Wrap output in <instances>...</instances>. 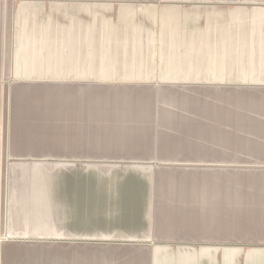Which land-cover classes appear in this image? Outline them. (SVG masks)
<instances>
[{
  "label": "crops",
  "instance_id": "crops-1",
  "mask_svg": "<svg viewBox=\"0 0 264 264\" xmlns=\"http://www.w3.org/2000/svg\"><path fill=\"white\" fill-rule=\"evenodd\" d=\"M28 1L14 23L25 62L36 44L90 74L264 90V0ZM207 94H42L31 114L28 92L0 102V258L37 246L20 243L47 224L54 238L95 240L83 264H264V231L248 229L264 228V183L238 182L236 153L263 147L264 93ZM61 145L85 163L61 167ZM45 153L58 163L45 167Z\"/></svg>",
  "mask_w": 264,
  "mask_h": 264
},
{
  "label": "rangeland",
  "instance_id": "rangeland-1",
  "mask_svg": "<svg viewBox=\"0 0 264 264\" xmlns=\"http://www.w3.org/2000/svg\"><path fill=\"white\" fill-rule=\"evenodd\" d=\"M25 0H0V102H10L12 97L15 96L17 90L28 92L32 94L33 100L30 102V114L34 112L37 103L41 108L42 96H47L54 102H59L60 99L66 96L72 97L76 102H85L89 96L96 97L95 101L99 99H105L117 96L126 97L130 92L134 95H141L142 97L151 96L152 98L168 97V95L174 93H208L207 95H213V97L220 98L221 100L230 99V96L247 94L255 96L264 93V90H259L256 86H247L236 88V90H225L220 87L224 83H228L223 79H170L162 80L155 78H136V77H112L111 74L97 75L98 72L87 73L84 69L68 68L71 65L69 63H59L57 58H67L66 56L43 53L44 47L34 45L29 47L30 54L28 55V62H25L20 52L16 50V43L14 41V23L17 22V18L20 13L19 7H15L17 3ZM66 4L68 0H60ZM59 2V0H29L28 3L35 4L41 9H51L53 3ZM22 56L25 58L26 53L22 48ZM47 49L52 53V47ZM13 51V53H12ZM15 53V54H14ZM188 72V71H187ZM207 72V71H205ZM192 73V72H189ZM128 74V73H127ZM195 74V73H192ZM253 81V80H251ZM219 85V86H218ZM228 85V84H227ZM217 86V87H215ZM231 86V85H228ZM85 88V90H80ZM87 89V90H86ZM160 92V93H159ZM101 95L103 98H99ZM38 94V96H37ZM43 94V95H42ZM156 95V96H155ZM40 97V98H39ZM37 99V100H36ZM102 100V101H105ZM36 113V112H34ZM40 115L41 110H40ZM52 113V110L46 112V114ZM51 117V114H49ZM261 117L255 118L254 123H261ZM40 118V125L53 128V121L51 118L44 119L42 122ZM55 124L58 125V117L55 120ZM31 123V121H30ZM65 123H60L61 127H66ZM52 130H49L47 134H51ZM58 134V133H56ZM70 133H61L62 137L69 135ZM52 135V134H51ZM50 135V137H51ZM48 142L45 143L46 150ZM252 146V147H251ZM219 150H228V148H217ZM234 150V147L231 148ZM237 153V166H238V182L247 183L251 186L259 185L260 179L264 183V144L263 147L253 148V144L248 146L247 149H241L236 146ZM64 148L61 145L62 158L59 160L61 167H68L72 165L84 164L85 160H74L65 158ZM51 155L45 153L44 159L40 162L47 167L49 164L58 163L57 160H53ZM5 166V165H4ZM2 167V166H1ZM246 171H254V173H248ZM260 172V173H258ZM1 173V170H0ZM247 173V174H245ZM40 229V228H38ZM252 231H264V228L260 227V224H253L248 228ZM44 231H39L40 238H29L23 240L20 244H36L31 249H6L3 256L0 258V264H74L84 263V247L89 246L91 241L89 239L78 238L63 239L52 237L51 228L45 224ZM242 241V242H241ZM263 240L254 239H238L240 243H259ZM27 242V243H25ZM58 247L53 248V245ZM59 251V252H58ZM81 252V253H80ZM76 253H80L77 255Z\"/></svg>",
  "mask_w": 264,
  "mask_h": 264
}]
</instances>
